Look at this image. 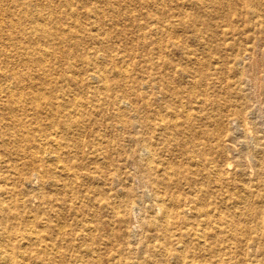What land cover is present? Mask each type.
I'll use <instances>...</instances> for the list:
<instances>
[{"label": "rangeland", "instance_id": "rangeland-1", "mask_svg": "<svg viewBox=\"0 0 264 264\" xmlns=\"http://www.w3.org/2000/svg\"><path fill=\"white\" fill-rule=\"evenodd\" d=\"M140 135L152 140L156 170ZM259 163L264 0H0V254L27 264H74L76 251L144 262L164 241L149 183L158 179L176 197L213 191L216 213L240 222L237 238H257L248 248L220 224L212 240L233 247L223 264H264ZM91 188L107 202L97 214L85 206ZM245 197L253 210L240 216L231 207ZM130 199L138 208L125 209ZM58 215L63 225L89 222L91 240L59 237ZM188 241L171 249L216 261Z\"/></svg>", "mask_w": 264, "mask_h": 264}, {"label": "bare ground", "instance_id": "bare-ground-1", "mask_svg": "<svg viewBox=\"0 0 264 264\" xmlns=\"http://www.w3.org/2000/svg\"><path fill=\"white\" fill-rule=\"evenodd\" d=\"M115 98L117 99V97H115ZM121 103H122V101H121ZM182 109H184V107ZM168 110H170V109H168ZM232 119H233V117H232ZM235 119H237V118H235ZM238 120H239V118H238ZM75 121H77V119ZM227 123H229V122H227ZM142 127L144 128V127H151V126L148 125L147 123H142ZM248 134H250V131ZM137 141L139 143L138 150L140 152H142V155L144 154L147 157V162H146L147 167L151 170H156L155 169L156 167L155 168L152 167V163L150 162L151 159H153L152 158V155H153L152 140L150 138H145V137L140 135V137L137 139ZM82 151H83V149H82ZM229 164H231V163H229ZM156 166H158V165H156ZM211 167H213V166H211ZM58 169H59V167H58ZM159 171H161V170H159ZM256 173L258 174V176L260 178L262 175H264V166L262 165V163H259V166H258V169L256 170ZM34 174H35V177H39L38 173H34ZM43 177H45V176H43ZM89 177H91V176L89 175ZM235 179H236V177H235ZM169 181L170 180H168L165 184L169 185V183H168ZM221 181H223V179L221 176H219L216 182L218 185H220L219 183ZM149 183L151 184L152 189H153L152 198H154L156 205L158 206V210L162 215L161 218H159L160 220H158V223H161L160 228L162 229V234H163L162 238L164 241H163L162 245H160L159 250H155V249L150 248L149 249L150 254L148 255V257H146L145 261L144 262H138L135 259V257H130V256H123V258L113 257L112 259L106 258L105 260H102L101 257H97L96 255L91 256L92 258H88L87 255L80 254V251L77 252L76 251L78 249V247H77L76 250H74V251H76L75 254L73 256L71 255L72 256L71 258H72L74 264H83V262H86V263L87 262H89V263L95 262L98 264H154V262H151V260H150L151 256L152 257L153 256L162 257L164 264H207L206 260L204 262L201 261L200 258H198V255L194 256V257H193V255H191V256L187 255L188 254L187 250H178V251L175 250V251H173V249H171V245H170L172 240H175L178 242V245H179L178 247L186 245V243L189 242L188 240H195V241H197V244H199L204 249H207V251H209L210 253H213V254L215 253L214 254L215 256L211 260H216V261H212V264L213 263L214 264H223V263H225V261L223 259H225V257L229 256L233 252L230 250V248H233V247L232 246H230V248L228 247L229 250L226 249V250H228V252L226 250L222 251V249H224V247L221 248V247L217 246V244L215 243V242H217V243L222 242V239L212 240L213 238H216L220 234H222V231L224 228L220 227V224H226V225H228V227H231V225H232V227L234 226L235 232L232 234V236L234 237V239H236L238 241L237 243L244 242L248 248H250V246L255 243V241L257 239L256 237L250 238L249 236H246V237H244V239H240V238L238 239L237 238V235L239 233H237L236 231L240 226L239 225L240 222L238 220L235 222H232L230 220H227L226 219L227 217L222 215L221 213H216L217 212L216 211V205L213 203V197H214L215 193L213 191H210L206 188L205 189L195 188L193 190V192H195V193L200 192V193L193 195V192H192V195H190V196H185V197H179L178 196V197H176L172 194H169L168 192H166L164 190V188H166L167 186L165 184H163L162 182H160V180L150 179ZM158 184H163V186L160 187ZM212 184H214V183H212ZM162 187H164V188L162 189ZM231 195H232V193H231ZM234 195H235V192H234ZM98 196H99L98 189L97 188H91L90 190H88V198H87V201H85V206L91 207V210H93V212L96 214H97L98 210H100L98 208V206L104 207L107 205L106 200L101 201V199ZM231 199L233 201L234 198H231ZM133 200L134 199H132V200L130 199V203L128 204V206L125 209L129 208V210H133L135 208H138L135 201H133ZM247 200H248V198L245 197L244 202L241 206L233 205L231 208L234 210L235 213H237L239 215L240 214L243 215L245 213L246 214L251 213L253 208H252V206H250L249 203L246 202ZM204 201H206V204H204ZM168 202H169V204H168ZM5 205H4V202L1 200L0 201V210L4 211L6 213L5 210H7V207H5ZM173 206H178V209H174ZM72 207H71V209H72ZM69 209H67V210H69ZM227 209H228V207H227ZM258 213L263 215V212L261 210ZM156 217H157V215H156ZM178 221L185 224L184 227H180V229L174 231V234H172V235L168 234L169 230L167 228L168 227L167 225L171 224V225H173V228H177V226L179 224ZM220 221H222V222H220ZM262 223H263V220L261 218V220L258 222V225H259L258 227H261L260 224H262ZM67 227H72L73 230L68 231ZM89 228H90V223L89 222L86 223L85 221H82L81 219L76 220L74 223L72 222V223H69L67 225H63L61 222V217L58 215V235H59V237L70 238V239L72 238L71 240H76L78 237H81L84 240H91V238H90L91 233L89 232ZM185 238L188 240L185 241ZM210 240H212L213 242H209ZM58 242H59V240H58ZM221 245L226 246L223 243H221ZM84 248H86V247H83V251H86V250H84ZM2 249H4V247H3V245L0 244V250H2ZM61 254H62V252L58 249V256L61 257L62 256ZM36 255H37V253H36ZM55 255H57L56 252H55ZM29 260H30L29 257H22L21 260H16V259H14V257L12 258L10 255H8L6 253L0 254V264H27ZM58 264H62V262H58Z\"/></svg>", "mask_w": 264, "mask_h": 264}]
</instances>
